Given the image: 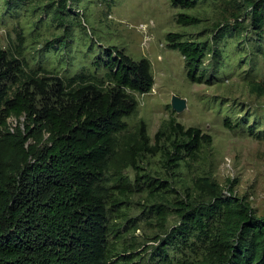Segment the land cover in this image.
I'll list each match as a JSON object with an SVG mask.
<instances>
[{
	"label": "trees",
	"instance_id": "trees-1",
	"mask_svg": "<svg viewBox=\"0 0 264 264\" xmlns=\"http://www.w3.org/2000/svg\"><path fill=\"white\" fill-rule=\"evenodd\" d=\"M34 2L5 0L4 14ZM81 2L50 0L43 7L51 17L40 22H57L62 29L45 45L59 38L71 42L86 15ZM171 2L186 9L179 12V23L202 21L188 10L203 0ZM227 7L235 20L217 21L215 40L181 31L166 35L196 82H211L230 58L220 44L228 29L255 34L257 48L247 49L246 41L240 45V63L256 65L258 53H264V0H231ZM26 40L22 25L14 48H5L0 34V264H140L143 253L120 248L119 241L123 228L132 225L124 207L142 191L154 200L172 196L151 205L149 213L156 214L165 233L145 250H151L146 264H264V214L237 192L236 180L225 186L213 173L202 172L192 181L183 174L177 186L166 178L200 162L213 143L211 133L174 116L154 137L143 118L129 130L127 117L139 107L136 93L150 92L156 83L149 57L135 59L125 48L103 46L93 72L66 75L31 66ZM251 87L264 95V78ZM249 123L256 132V124ZM225 124L243 127L245 119L226 117ZM122 134L128 135L123 141ZM155 155L165 172L154 174L144 166ZM130 167L133 179L125 172ZM171 215L177 222L168 228Z\"/></svg>",
	"mask_w": 264,
	"mask_h": 264
},
{
	"label": "rangeland",
	"instance_id": "rangeland-1",
	"mask_svg": "<svg viewBox=\"0 0 264 264\" xmlns=\"http://www.w3.org/2000/svg\"><path fill=\"white\" fill-rule=\"evenodd\" d=\"M229 1L203 0L197 8L188 10L200 15L202 21L195 25H184L177 19L179 12L186 9L174 5L171 0H82L78 6L83 8L86 15L81 16L82 23L74 27L71 42L59 38L45 45L48 38L52 39L56 32L62 31L57 22H40L42 17H51L43 9L50 0H35L29 6L22 5L14 15L4 14L5 0H0V34L3 46L14 48L21 25L25 26V55L31 60V66L42 65L66 75L93 72L95 60L103 46L125 48L135 59L149 57L156 83L150 92L136 93L139 107L136 113L127 117L129 130L134 131L143 118L154 137L158 129L174 116L186 126H198L211 133L213 143L204 148L200 162L186 167L184 172L182 168L180 176L166 173V178L172 179L177 186L183 184L177 180L183 178V174L192 181V177L202 172L213 173L225 186L229 185L231 179L236 180L237 192L248 195L258 212L264 214V95L251 87L253 81L264 78V53H258L256 65H250L247 60L239 62L242 43L246 41L247 49L257 48L253 37L255 34L252 29L241 34L233 28L221 36L220 44L230 52V58L225 60L220 73L211 82L192 80L187 72L185 56L180 50L167 45L166 35L169 31H181L187 34L186 37L210 36L215 40L217 21H226V18L235 20L232 10H229L231 7H227ZM103 72L100 70V74ZM174 94L187 98L184 110L173 108ZM226 117L235 121L245 119V124L230 128L225 124ZM10 121L17 123L14 118ZM248 122L256 124V132L248 129ZM126 137L127 134L120 136L122 141ZM144 166L154 174L157 170L165 172L160 155L150 157ZM125 172L132 179L135 177L132 167ZM171 197V194L165 193L164 197L154 200L147 191H142L132 195L124 207L127 216L132 219L129 225H132L123 228L120 248L127 245L142 252L140 264H146L151 250H145L155 244L156 236L165 233L156 214L149 213L151 205L155 201L167 202L165 198ZM120 220L125 222V218ZM176 222L177 217L171 215L168 228Z\"/></svg>",
	"mask_w": 264,
	"mask_h": 264
},
{
	"label": "water",
	"instance_id": "water-1",
	"mask_svg": "<svg viewBox=\"0 0 264 264\" xmlns=\"http://www.w3.org/2000/svg\"><path fill=\"white\" fill-rule=\"evenodd\" d=\"M172 106L177 111L184 110L187 106V98L174 94L172 97Z\"/></svg>",
	"mask_w": 264,
	"mask_h": 264
}]
</instances>
